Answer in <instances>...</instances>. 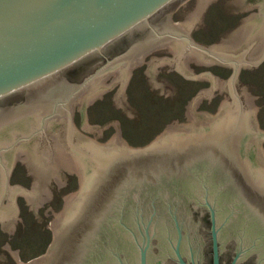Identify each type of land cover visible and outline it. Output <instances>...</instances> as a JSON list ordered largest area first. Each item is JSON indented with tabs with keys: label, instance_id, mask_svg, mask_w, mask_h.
<instances>
[{
	"label": "water",
	"instance_id": "obj_1",
	"mask_svg": "<svg viewBox=\"0 0 264 264\" xmlns=\"http://www.w3.org/2000/svg\"><path fill=\"white\" fill-rule=\"evenodd\" d=\"M188 78L210 88L188 103L191 125H168L131 147L119 126H86L84 106L119 80L125 104L131 69L160 46ZM200 63L228 66L232 103L214 117L193 112L214 89ZM264 63V0H0V224L16 216L14 195L35 210L49 198L55 141L78 164L83 185L54 222L48 251L18 264H264V131L235 87L240 69ZM117 131L101 144L71 121ZM176 123V122H175ZM171 128V129H170ZM29 162L36 189L9 186L15 158Z\"/></svg>",
	"mask_w": 264,
	"mask_h": 264
},
{
	"label": "rangeland",
	"instance_id": "obj_2",
	"mask_svg": "<svg viewBox=\"0 0 264 264\" xmlns=\"http://www.w3.org/2000/svg\"><path fill=\"white\" fill-rule=\"evenodd\" d=\"M150 56L173 58V49L163 45L157 53H151ZM149 59L148 55L146 63L134 69L132 76L127 80L124 87L125 104L116 98L119 80L113 87L84 106L86 126L102 127L113 120L118 123L122 142L125 140L131 147H141L152 142L176 119L183 123L173 122L171 126L192 124V119L188 120V123L186 121L188 103L202 90L210 88L211 81L206 76L198 79L188 78L178 71L175 65L168 63L155 66L153 79L148 66L154 59ZM183 65L191 72L189 76L210 72L215 77L211 94L201 99L193 112L202 115L207 113L208 116L214 117L223 102L229 104L231 112L235 110L229 85L225 83L231 75V67L213 63L205 68V64L198 62L192 54L185 56ZM235 87L240 94L242 105L255 111L257 127L264 131V63L244 65L240 69ZM71 121L80 135L93 142L104 144L117 135L112 124L102 129L86 128L77 102L72 107ZM55 154L58 164L76 163L66 156L56 141ZM57 170L60 181H64L65 178L72 180L68 192L74 193L78 190L80 192L82 175L78 165L75 164L73 167L68 165L67 168L57 165ZM10 174L14 180L9 181V186L18 185L29 191L36 189L35 176L28 161L16 157ZM77 174L81 177L80 180ZM53 181L55 182L52 171L45 185L47 192L56 189ZM50 198L49 195V198L34 210L21 193L14 195L16 216L10 226L2 228L0 224V264L25 263L46 253L53 238L54 222L67 204V201L64 204V200L59 198L56 206H53Z\"/></svg>",
	"mask_w": 264,
	"mask_h": 264
},
{
	"label": "flooded vegetation",
	"instance_id": "obj_3",
	"mask_svg": "<svg viewBox=\"0 0 264 264\" xmlns=\"http://www.w3.org/2000/svg\"><path fill=\"white\" fill-rule=\"evenodd\" d=\"M162 46H160V47H158L157 49H154V50H151L150 52H148L147 54H145L144 56H143V58H142V61H141V63L140 64H138V65H136L135 67H133L132 69H131V72H130V74H129V77H128V79L132 76V71L134 70V69H138L139 68V66H141V65H143V64H145L146 63V61H145V59L148 57V55H149V57H150V59L149 60H156V59H160V58H156L155 56H150V54L151 53H157L158 52V49H160ZM156 58V59H155ZM162 58H164V57H162ZM213 64V62H211L210 63V65H204L205 66V68H207V67H209V66H211ZM127 79V80H128ZM218 84H220V83H218ZM126 85H127V83H126ZM221 85V84H220ZM201 101V100H200ZM187 115V114H186ZM203 115H205V113L203 114ZM187 121V123H188V119L186 120ZM173 122H176V123H179L178 122V119H176V120H174ZM173 122H172V124H173ZM183 122H181V123H179V124H182ZM176 126H179V125H177V124H175ZM174 125V126H175ZM180 126H183V125H180ZM171 127H173V126H171ZM133 132H135V129H133L132 130ZM136 132H139V130H136ZM125 141V140H124ZM126 142V141H125ZM127 143V142H126ZM75 164L76 163H74V162H61V163H56V165H59V166H61V167H65V168H67V166L68 165H71V166H75ZM77 165V164H76ZM79 174V173H78ZM77 174V175H78ZM10 175H12V174H10ZM10 175H9V178H8V180H7V182L9 183V181L11 182V181H13L14 179H12L11 177H10ZM78 178H79V180H80V177H79V175H78ZM29 180V179H28ZM70 181H72V180H70V179H68V178H65V180L64 181H60V184L57 186V184H56V182H54L53 181V184L56 186V189L55 190H51V191H49L48 192V194L50 195V199H51V201H52V205L53 206H56V201L59 199V198H62L63 200H64V204H66V198L67 197H69V196H71V197H75L76 195H77V193L79 192V190L78 191H76V192H74V193H70V192H68L69 190H70V188H71V182ZM23 183V182H22ZM79 189H80V186H79ZM54 191V192H53ZM75 194V195H74ZM71 197H69V198H71ZM47 200V199H46ZM45 200V201H46ZM42 204V203H41ZM49 210H50V208H49ZM56 216H58V215H56ZM53 226V225H52ZM50 244H51V242L49 243V245H48V247H47V250H46V252L48 251V249H49V247H50Z\"/></svg>",
	"mask_w": 264,
	"mask_h": 264
},
{
	"label": "bare ground",
	"instance_id": "obj_4",
	"mask_svg": "<svg viewBox=\"0 0 264 264\" xmlns=\"http://www.w3.org/2000/svg\"><path fill=\"white\" fill-rule=\"evenodd\" d=\"M197 61H198V60H197ZM198 62H199V61H198ZM220 86H221V85H220ZM247 98H248V96H247ZM198 103H199V102H198ZM249 103H250V102H249ZM233 105H234V104H233ZM234 106H235V105H234ZM235 110H236V109H235ZM207 116H208V115H207ZM210 117H211V116H210ZM190 119H192V118H190ZM190 119H188V120H190ZM191 122H192V121H191ZM183 126H185V125H183ZM173 127H174V126H173ZM171 128H172V127H171ZM171 128H170V129H171ZM117 135H118V134H117ZM73 160H74V159H73ZM74 161H75V160H74ZM75 162H76V161H75ZM76 164H77V163H76ZM77 165H78V164H77ZM72 167H73V166H72ZM78 167H79V166H78ZM72 169H73V168H72ZM79 169H80V168H79ZM79 171H81V170H79ZM80 175H82V174H80ZM81 177H82V176H81ZM81 177H80V178H81ZM81 182H82V185H83V181H82V180H81ZM78 193H79V192H78ZM78 193H77V194H78ZM71 196H72V195H71ZM71 196H70V197H71ZM73 197H74V196H73ZM73 197H71V198H69L68 200H66V201H67L66 206H67V205L73 200V199H72ZM66 199H67V198H66Z\"/></svg>",
	"mask_w": 264,
	"mask_h": 264
}]
</instances>
